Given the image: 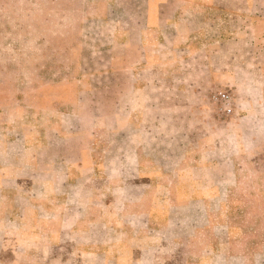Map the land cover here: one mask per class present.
I'll list each match as a JSON object with an SVG mask.
<instances>
[{
  "label": "crops",
  "instance_id": "1",
  "mask_svg": "<svg viewBox=\"0 0 264 264\" xmlns=\"http://www.w3.org/2000/svg\"><path fill=\"white\" fill-rule=\"evenodd\" d=\"M146 2L140 42L125 43L134 63L129 77L119 79L124 90L116 108L92 122L81 114L65 119L79 129L72 133L64 132L63 120L38 149L47 158L40 160L37 186L81 188L86 198L67 205L69 197L49 195L44 208L54 204L51 218L32 215L31 181L0 167V228L3 207L16 206L2 220L15 231H2L0 264H255L230 241L227 247L206 242L237 169L207 100L224 90L241 99L240 108L264 105L252 99L254 90L264 93V0ZM217 12L254 34L204 35L222 28L212 16ZM155 30L160 38H144ZM245 50L250 62L239 67ZM223 60L230 61L226 67ZM254 116L264 119V112L240 115ZM97 129L108 131V143L97 142ZM12 192L14 201L4 194ZM32 236L45 242L33 249Z\"/></svg>",
  "mask_w": 264,
  "mask_h": 264
},
{
  "label": "rangeland",
  "instance_id": "2",
  "mask_svg": "<svg viewBox=\"0 0 264 264\" xmlns=\"http://www.w3.org/2000/svg\"><path fill=\"white\" fill-rule=\"evenodd\" d=\"M144 3L146 0H0V167L31 181L27 193L34 199L32 215L51 218L54 204L48 202L47 210L44 208L49 195L69 197L67 205H76L75 198H86L81 188L37 186L41 182L40 160L47 158L41 157L38 149L46 133L61 129L63 120L64 132L72 133L79 129L68 128L70 121L65 119L81 114L92 122L96 115L116 108L124 90L119 79L129 77L126 68L134 63L126 54L125 43L140 42L138 24L146 19ZM212 16L222 28H208L204 35L225 38L236 32L254 34L253 29L232 26L225 12ZM157 30L148 31L144 38H160ZM246 51L239 67L250 62ZM229 62L223 60L222 64L226 67ZM219 92L212 91L207 103L217 120L215 125L228 137L223 144L236 158V182L223 189V202L220 208L217 205L214 220L216 228L208 227L206 242L227 247L230 241L236 252H246L255 264H264V119L240 117L250 111L264 112V105L240 108L241 99L232 91H224L232 96L233 111L227 114L221 109L222 103L213 98ZM252 99L264 101V93L256 89ZM86 101L90 106L84 104ZM96 134L101 146L111 137L104 129H97ZM57 175L60 181L65 174ZM4 194L14 201L13 192ZM10 203L2 209L5 216L16 211L15 204ZM2 220L0 246L5 227L15 231V224ZM49 240L47 237L48 246ZM42 241L45 239L32 236L28 243L37 249Z\"/></svg>",
  "mask_w": 264,
  "mask_h": 264
},
{
  "label": "built area",
  "instance_id": "3",
  "mask_svg": "<svg viewBox=\"0 0 264 264\" xmlns=\"http://www.w3.org/2000/svg\"><path fill=\"white\" fill-rule=\"evenodd\" d=\"M213 98L218 101L219 103H222L221 109L227 112V114L232 113L233 108H231V99L232 96L228 92L220 91L218 94H215Z\"/></svg>",
  "mask_w": 264,
  "mask_h": 264
}]
</instances>
